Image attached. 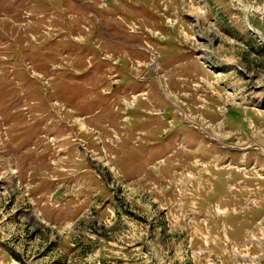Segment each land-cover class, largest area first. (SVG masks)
I'll list each match as a JSON object with an SVG mask.
<instances>
[{
	"label": "rangeland",
	"instance_id": "374dc122",
	"mask_svg": "<svg viewBox=\"0 0 264 264\" xmlns=\"http://www.w3.org/2000/svg\"><path fill=\"white\" fill-rule=\"evenodd\" d=\"M0 264H264V0H0Z\"/></svg>",
	"mask_w": 264,
	"mask_h": 264
},
{
	"label": "bare ground",
	"instance_id": "6f19581e",
	"mask_svg": "<svg viewBox=\"0 0 264 264\" xmlns=\"http://www.w3.org/2000/svg\"><path fill=\"white\" fill-rule=\"evenodd\" d=\"M247 21V23H248V20H246ZM253 33H256V30L254 29V31H253ZM203 130H205V129H203ZM37 220V219H36ZM35 221V220H34Z\"/></svg>",
	"mask_w": 264,
	"mask_h": 264
}]
</instances>
